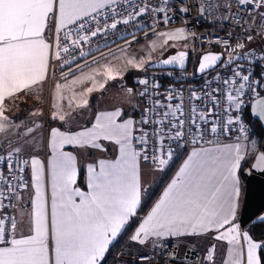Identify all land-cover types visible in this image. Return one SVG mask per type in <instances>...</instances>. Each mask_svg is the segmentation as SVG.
Returning a JSON list of instances; mask_svg holds the SVG:
<instances>
[{"label": "snow or ice", "instance_id": "snow-or-ice-1", "mask_svg": "<svg viewBox=\"0 0 264 264\" xmlns=\"http://www.w3.org/2000/svg\"><path fill=\"white\" fill-rule=\"evenodd\" d=\"M233 2L240 12L229 13ZM192 7L186 0H0V264H104L110 246L130 229L129 244L151 249L136 253L130 264H151L157 251L174 262L176 253L168 251V239L201 235H211L214 241L201 264H264V231L257 236L237 222L242 177L264 174V48L246 50L254 39L256 30L250 25L256 17L264 29V0H197L201 19L222 10L226 15L213 17L217 23L233 15L239 20L244 12L252 14V20L244 29L246 39L232 33L200 38L221 51L197 54L194 75L207 78L199 89H188L187 105L183 88L169 86L161 92L162 85L145 76L136 80L142 86L139 92L125 88L118 105L87 118L91 94L105 89L119 73L108 64L102 71L91 68L86 58L93 54L83 46L131 24L139 30L151 28L161 49L175 47L176 41L189 39L190 30L156 28L169 25L177 14L187 17ZM192 39H197L194 33ZM155 48L154 41L150 53ZM188 58L184 50L158 63L185 69ZM155 63L151 54L147 60H128L137 70ZM98 75L105 78L99 88ZM69 77L72 86H91L79 92L73 88L66 97V85L60 81ZM49 79L55 101L50 103L49 121L43 109L35 107L17 122L10 113L21 95L36 96V104H42ZM65 100L71 111H65ZM249 106L259 131L244 120ZM78 120L84 123L76 127ZM51 121L59 124L50 127ZM176 141L198 146L133 228L130 221L151 195L143 171H163L173 161ZM84 153H99L86 163V191L79 186ZM255 223L264 224V216Z\"/></svg>", "mask_w": 264, "mask_h": 264}, {"label": "built area", "instance_id": "built-area-1", "mask_svg": "<svg viewBox=\"0 0 264 264\" xmlns=\"http://www.w3.org/2000/svg\"><path fill=\"white\" fill-rule=\"evenodd\" d=\"M196 3L197 0H186V4L193 5L187 17L177 14L175 19L169 25L167 26L158 25L156 28V31L159 32L169 28L186 27L188 30H190L189 31L190 33L195 34V36L197 37V39H195V44L193 47L195 49V52H193L192 50L193 48L190 50V57L187 68L185 70H160L145 75L150 80L152 78H155L162 85L160 89L161 92H163L164 89L168 88L169 86H174L177 89L183 88L186 105H187L188 89L190 87L199 89L201 85L204 84V80L207 78L206 76L202 78L201 76H197V74L194 75L198 63L197 54L201 53L202 48L213 46L208 42V40L212 39L213 35L224 38L227 36L228 33H232L235 37H238L242 40L246 39V33L244 32V29L249 27L247 21L252 20V14L244 12L241 13V18L239 20L236 18V16L233 15L231 16L230 19H225L224 21L217 23L213 19V17L219 19V17L222 14H224L222 10H214L212 11L211 15L207 16L204 19H201L200 14L197 8L195 7ZM179 6L180 5H176V7ZM228 11L229 13H238L240 12V9L238 5L235 2H233ZM261 23L262 22L259 19V17H256L255 22L250 25L251 28L256 30L255 32L252 33L253 37L256 39H259V37H257L258 33L264 32V29H261L260 27ZM236 25H240V26L237 27ZM217 26L221 27L222 30L221 29H220L221 31L214 30V28ZM152 31L153 30L151 28L145 30H139L131 24L127 26L120 25L118 27V30H113L112 32H110L106 39L100 37L93 38L91 44H85L83 46V50L85 52L91 51V53L95 55L103 50L118 46L123 42L139 34L142 35L138 37V40H141L144 37H151ZM202 37H207L208 40L200 39ZM260 41L261 42H259V46H261V48H264V42L262 43L263 40ZM235 42L236 41L234 39L231 41L232 44H235ZM248 49H252V48L248 47L246 50ZM93 55H89L87 58ZM79 62L81 66L84 65L83 60H80ZM55 68H56V77L59 78L61 75L60 69L58 65H55ZM258 69L259 67H256L254 69L257 75H259L261 72V70ZM64 71H67V68H65ZM217 71H219V69H217ZM168 73H172V76L167 75ZM247 108L244 109V114H243L245 121H248L247 118L245 117V111ZM221 139L224 138L221 137ZM172 146L174 148V153H175L174 158L173 161L170 162V164L164 169V171H166L168 168L173 166L175 162L178 161L179 158H181L189 150H192L193 147H197L198 145L185 143L184 141H176ZM154 170H159V169H154ZM5 211H10V209H5ZM167 246H168V251H173V250L175 251L176 253L175 261L174 262L169 261L167 257H164L162 259L160 256V252L157 251L155 257L151 258V264H201L202 262L203 257L201 252H199L196 249H193L187 244H183L179 241L171 240L167 242ZM136 253L138 252L128 248H122L116 253H110L108 259H116L123 263L130 264V262L136 260Z\"/></svg>", "mask_w": 264, "mask_h": 264}, {"label": "rangeland", "instance_id": "rangeland-1", "mask_svg": "<svg viewBox=\"0 0 264 264\" xmlns=\"http://www.w3.org/2000/svg\"><path fill=\"white\" fill-rule=\"evenodd\" d=\"M169 29H175V28H169ZM186 34L189 37V39L186 42L176 41L175 47L166 46L163 49L160 48V41L157 39L156 36L152 35L151 37H144L143 39L138 40V37L142 35L139 34L135 36V38L133 37L118 46L103 50L93 55L95 57V60L97 61L96 63H92L93 56L87 58V60L91 63V68H98L100 69V71H102L103 70L102 66L108 64L114 69V72L119 73V76L115 81L106 82L105 89L93 92L94 102L99 101L100 102L98 103L99 106H102L103 104L107 103L105 101L106 98L104 99L103 102L100 101V98L105 94H107V91H109L111 88H116L120 84L125 83L126 81L127 83H129L127 85L128 87H131L135 89L137 92H139L141 90V86L136 83L137 78H142L143 76L150 74L152 71L148 69V66L144 70H137L132 65L128 64V60L130 58H136V60H139L140 58H144L145 60H147L149 54H151V59L157 62L174 51L191 50L194 47L195 39L194 40L192 39V33L188 32ZM154 41L156 43V48L154 51H151L150 53V49ZM171 43L173 42H170V44ZM185 43H187V49L185 48ZM211 47L212 46L202 48L201 53L212 50ZM101 57H103V59H101ZM91 68H84L83 70L87 72V71H91ZM76 75L78 76L79 72H77ZM71 79L72 77H69V80L67 82L62 80L60 81L61 83H65L66 85L65 87L66 97L72 95L73 88L75 89L76 92H79L82 90L83 87L91 86L90 83H85L84 85L72 86ZM96 79L98 81L96 85L97 88H99V83H105V78L102 75H98ZM132 82H134L133 85ZM53 87H54L53 80H51V82H49V84L45 86L43 92V103L41 104V106H39L40 108L43 109L45 113L44 120L46 122L49 121L50 103L55 102L53 99L54 97ZM77 102H79V99H77ZM63 103L65 105V111H69L70 108L67 105V100L63 101ZM56 122L57 121H51L50 124L54 125ZM164 172L168 173L169 170L168 171L166 170Z\"/></svg>", "mask_w": 264, "mask_h": 264}, {"label": "crops", "instance_id": "crops-1", "mask_svg": "<svg viewBox=\"0 0 264 264\" xmlns=\"http://www.w3.org/2000/svg\"><path fill=\"white\" fill-rule=\"evenodd\" d=\"M220 29H221V27H219V26H217V27L214 28V30H216V31H219ZM257 37H259V39L254 38L252 43L247 44L246 49L248 47H251L252 49L254 48L256 50L262 49L261 46H259V42H261L260 40H263L262 43L264 42V32L258 33L257 34ZM188 51H190V50H188ZM210 51H213V50H210ZM205 52H207V51H205ZM258 70H261V69L259 68ZM49 82H51V79H49L44 84L43 92H44L45 86L47 84H49ZM128 84L129 83H127V81H126L125 83L120 84L118 87L111 88L109 91H107V94H105L104 96H102L100 98V101L101 102H103L104 99L106 98L105 101L107 103L103 104L102 106H99L98 105V103H100L99 101L98 102L97 101L94 102V100H93L94 99V97H93L94 95L92 93L91 94V97H90V103H91L92 107L87 112V118L88 119H91L92 118V113L95 112V111L105 110V109H111L114 105H118L120 103V101L122 99H124V96H125L124 89L125 88H128V86H127ZM133 84H134V82H132V85ZM36 100H37V97L36 96L25 97V96L21 95V101L18 103V107H15L13 109V111L10 113V115L14 116L15 119L17 120V122L25 120L26 118L29 117V112L31 110H34L35 107L41 106V104H36ZM139 103L141 105H143V101H140ZM124 109H125V112L129 116H131V115L134 114L132 112L130 106L127 103L124 105ZM69 111H71V109ZM248 111H249V114H250V107H249V110ZM83 123H84V121L78 120V122H77V124L75 126L76 127H79ZM58 124H59V122L57 121L54 125H51L49 123V126L50 127L51 126H57ZM38 148H39V146H38ZM190 152H191V150H189L186 154H184L181 158H179V162L174 167V170H173L171 176L169 177L168 181L163 185V187H162L160 193L158 194V196L156 197V199L163 192V189L166 187V185L173 179L175 173L178 171V169H179L180 165L182 164L183 160L186 159V157L190 154ZM110 154H111V149L109 150V153H105V155H110ZM98 155H99V153H92L91 156H89L87 153H84L82 155V158L80 160V168H81L80 177L81 178L79 180V186L82 188V190H85V191L87 190L86 187L84 186V177H85V171H84V169L86 167V163L89 162V161H91L92 159H95ZM171 167L168 168L167 171L170 170ZM165 173L166 172H164V170L163 171H161V170H153V169H149V168L146 167L144 169V171H143V176H142V180H143V183H144V187L150 189V191H151V189L164 178V176L167 174V173L166 174ZM243 194H244V187H243V184H242V192H241V196H240V208H239V214H238L237 222H240L239 219H240V212H241V207H242V202H243ZM49 195H50V187H49ZM146 198L147 197H145L142 200V205H143L144 201L146 200ZM155 200L152 202V204L155 202ZM28 201H29V193L28 192H25L23 194V203L26 205V207L24 209L25 212L30 211V204H28ZM152 204L150 205V207L148 208V210L146 211V213L150 210V208L152 207ZM139 210L140 209H138V211ZM146 213L144 215H146ZM143 216L138 218L137 224H138L139 220L143 218ZM261 216H264V213H262L260 215V217ZM259 218H258L257 221H259ZM242 228H245V227H242ZM124 233L125 232H122V234L118 238V241L120 240L121 236ZM171 240L179 241V242H181L183 244H187L188 246L192 247L193 249L198 250L199 252H201L202 257L205 254L206 247H208L209 244H211V243L214 242L212 240L211 235H206V236L205 235H201V236H188V237L181 238V239L169 238L167 242H169ZM116 243H118V242H116ZM124 246L126 248H128V249H131V250H134V251H137V252H147V253H150L151 252V249L150 248H147V247H145V248H138L135 244H129L128 238L125 240ZM112 247L113 246H110V250H111ZM221 251H223L222 247H221ZM109 254H110V251H109L108 254H106V260L104 261V264H126V263H123V262L118 261L116 259H108ZM217 259L219 260V254L217 255Z\"/></svg>", "mask_w": 264, "mask_h": 264}, {"label": "water", "instance_id": "water-1", "mask_svg": "<svg viewBox=\"0 0 264 264\" xmlns=\"http://www.w3.org/2000/svg\"><path fill=\"white\" fill-rule=\"evenodd\" d=\"M179 51H184V50H179ZM179 51L172 52L162 59L175 55ZM188 52L190 57V51ZM211 52L219 53L216 51H211ZM188 62H189V58L186 61V68L188 66ZM148 69L150 71L185 70V69H179L178 67L171 65L165 66L159 64L158 61L155 64L149 65ZM197 76L200 75L197 74ZM262 213H264V174L253 172L251 176L245 177V189H244L243 202H242L240 219H239L241 226L246 227L248 224L253 222L257 217H259Z\"/></svg>", "mask_w": 264, "mask_h": 264}, {"label": "trees", "instance_id": "trees-1", "mask_svg": "<svg viewBox=\"0 0 264 264\" xmlns=\"http://www.w3.org/2000/svg\"><path fill=\"white\" fill-rule=\"evenodd\" d=\"M213 51H216V52H220L221 49L219 47H214L212 46L211 47ZM152 72H155V71H152ZM151 72V73H152ZM250 107V106H249ZM249 107L246 109L245 111V117L247 118L248 121L252 122L257 130L259 131L260 130V126L256 123V120L254 118H252L249 114ZM179 162V159L178 161L175 162V164L171 167V169L169 170V172L164 176V178L158 183L156 184L152 189H151V195L150 197H147L146 200L144 201L143 205L141 206L140 210L138 211L137 213V216L131 220V225L134 226L137 224V220L139 217H142L146 211L148 210V208L150 207V205L152 204V202L156 199V197L158 196V194L160 193L163 185L168 181L169 177L171 176L173 170H174V167L176 166V164ZM243 179V187L245 189V177H242ZM244 195V194H243ZM260 217V216H259ZM257 217L253 222H251L250 224H248L245 228L247 229H251L253 231V233H255L257 236H259V234L264 231V224H259V223H255V226H254V222H258V218ZM131 234V229L128 231V232H125L120 240L118 241V243H116L110 250V253H116L117 251H119L120 249L122 248H126L124 246V243H125V240L129 237V235Z\"/></svg>", "mask_w": 264, "mask_h": 264}]
</instances>
